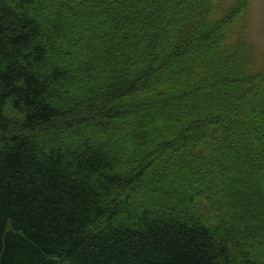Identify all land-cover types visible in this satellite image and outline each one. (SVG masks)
<instances>
[{"label":"trees","instance_id":"16d2710c","mask_svg":"<svg viewBox=\"0 0 264 264\" xmlns=\"http://www.w3.org/2000/svg\"><path fill=\"white\" fill-rule=\"evenodd\" d=\"M248 1L0 0V264H264Z\"/></svg>","mask_w":264,"mask_h":264},{"label":"rangeland","instance_id":"374dc122","mask_svg":"<svg viewBox=\"0 0 264 264\" xmlns=\"http://www.w3.org/2000/svg\"><path fill=\"white\" fill-rule=\"evenodd\" d=\"M237 2L238 0H218L220 11L222 12L225 9H231L237 4ZM244 24V36L242 44L249 48V52L252 55L254 71H257L264 65V0L248 1ZM240 25L241 23H237L231 28L230 37L228 39L230 42L236 43L240 39L239 34L243 35L239 32L241 30ZM247 163H250V161H243L242 163L236 164L232 168L230 175H232L233 178L231 180L233 191H240L242 193L244 192V198L251 199L250 203L252 205L258 206L261 201V196L259 193L261 190L263 193L264 186L262 184V180L258 181L257 188H254L253 185H249L251 182L249 180V175L242 171V169L246 167ZM244 186H246V188L249 190H245ZM173 191L177 193L176 189ZM221 202L223 204L225 201L221 200Z\"/></svg>","mask_w":264,"mask_h":264}]
</instances>
